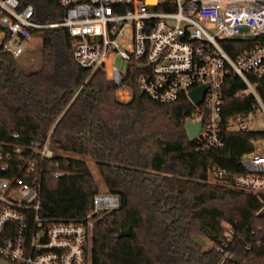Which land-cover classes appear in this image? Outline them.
<instances>
[{
	"label": "trees",
	"instance_id": "16d2710c",
	"mask_svg": "<svg viewBox=\"0 0 264 264\" xmlns=\"http://www.w3.org/2000/svg\"><path fill=\"white\" fill-rule=\"evenodd\" d=\"M19 3L32 7L37 23H59L64 15L58 0ZM40 38V67L30 72L0 46V140L26 143L51 129L53 162L67 172L43 178L39 213L81 217L91 209L99 189L88 157L105 189L119 196L116 208L94 215L91 264H218L222 254L215 243L222 240V220L241 236L233 248L239 258L228 256L221 264L264 262V207L254 214L259 197L207 178L212 165L241 172L240 155L264 130L228 131L223 146L196 149L179 121L192 108L185 96L156 102L139 92L130 70L125 83L132 96L121 101L103 70L89 73L75 62L66 28H44ZM219 43L236 57L252 41ZM244 89L237 76L224 78V117L255 108L251 94L235 96ZM127 227L130 233L117 237Z\"/></svg>",
	"mask_w": 264,
	"mask_h": 264
},
{
	"label": "built area",
	"instance_id": "2783aa9c",
	"mask_svg": "<svg viewBox=\"0 0 264 264\" xmlns=\"http://www.w3.org/2000/svg\"><path fill=\"white\" fill-rule=\"evenodd\" d=\"M58 3L64 11L62 20L45 25L32 19L30 5L21 8L19 0H0L2 50L17 58L36 32L48 27L66 28L75 62L89 73L103 70L106 79L118 87L119 100L132 96L131 87L125 83L130 70L139 92L156 102L171 103L185 96L192 108L179 121L183 126L202 122L192 140L199 150L223 146L228 131L255 130L246 120L256 110L264 117V0H155L153 5L147 0ZM235 38L250 39L252 44L231 57L219 39ZM229 75L237 76L245 85L236 97L253 96L252 111L223 116V80ZM198 86H205V92L201 102L194 104L188 92ZM50 132L26 143L0 140V260L10 264H91L94 215L116 208L119 196L98 190L91 209L81 217L40 214L43 178L67 173L53 162L56 149ZM12 136L18 138L19 133ZM256 139L264 140V135L251 139V143ZM239 162L241 172L212 165L207 178L259 197L257 214L264 207V147L255 150L252 144ZM220 224L222 240L215 243L222 254L218 264L228 256L239 258L233 248L241 236L229 221Z\"/></svg>",
	"mask_w": 264,
	"mask_h": 264
},
{
	"label": "rangeland",
	"instance_id": "374dc122",
	"mask_svg": "<svg viewBox=\"0 0 264 264\" xmlns=\"http://www.w3.org/2000/svg\"><path fill=\"white\" fill-rule=\"evenodd\" d=\"M207 28H209V25H206ZM209 32L211 30L208 29ZM41 32H36L34 34L33 39L31 40V43L29 47L26 49L24 54L20 55L19 57L16 58V61L18 65L24 70V71H34L40 67V62H41ZM249 123V126L252 127L255 130H264V117L262 115L261 110H256L254 114H251L247 117L246 120ZM253 147L255 150H261L264 147V140L262 139H256L253 141ZM86 161L88 162V165L94 175V177L97 180L98 184V189L99 190H104V184L100 178V175L91 159L88 157H84ZM202 242H204V245L207 246L209 245L210 241L206 238H202Z\"/></svg>",
	"mask_w": 264,
	"mask_h": 264
},
{
	"label": "water",
	"instance_id": "95a60500",
	"mask_svg": "<svg viewBox=\"0 0 264 264\" xmlns=\"http://www.w3.org/2000/svg\"><path fill=\"white\" fill-rule=\"evenodd\" d=\"M148 4L153 5L155 3V0H147ZM205 92V86H198L193 89H191L188 92L189 98L194 102V104H199L202 100L203 94ZM201 121L192 123V122H187L184 127L186 134L189 138V140H193L196 134L199 132L200 127H201ZM130 233V229L127 227L125 229L120 230L117 233V237H120L122 235H128ZM232 259H236L235 255L231 256ZM0 264H10L7 261L0 260Z\"/></svg>",
	"mask_w": 264,
	"mask_h": 264
}]
</instances>
